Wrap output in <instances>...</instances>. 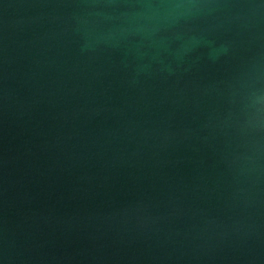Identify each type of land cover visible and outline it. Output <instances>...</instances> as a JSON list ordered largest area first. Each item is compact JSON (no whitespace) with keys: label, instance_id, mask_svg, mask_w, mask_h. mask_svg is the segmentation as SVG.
<instances>
[{"label":"water","instance_id":"water-1","mask_svg":"<svg viewBox=\"0 0 264 264\" xmlns=\"http://www.w3.org/2000/svg\"><path fill=\"white\" fill-rule=\"evenodd\" d=\"M0 264H264V0H0Z\"/></svg>","mask_w":264,"mask_h":264}]
</instances>
